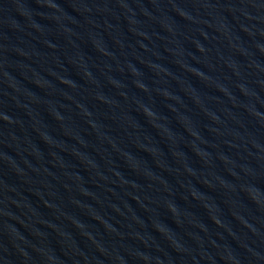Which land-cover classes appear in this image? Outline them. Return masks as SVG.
<instances>
[{
	"label": "water",
	"instance_id": "1",
	"mask_svg": "<svg viewBox=\"0 0 264 264\" xmlns=\"http://www.w3.org/2000/svg\"><path fill=\"white\" fill-rule=\"evenodd\" d=\"M73 264H264V0H18Z\"/></svg>",
	"mask_w": 264,
	"mask_h": 264
}]
</instances>
